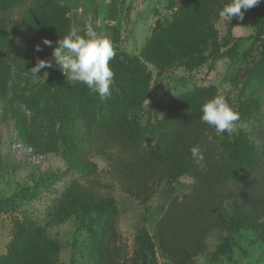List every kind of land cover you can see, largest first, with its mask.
<instances>
[{"label":"trees","instance_id":"obj_1","mask_svg":"<svg viewBox=\"0 0 264 264\" xmlns=\"http://www.w3.org/2000/svg\"><path fill=\"white\" fill-rule=\"evenodd\" d=\"M172 1L169 0L171 6ZM227 2L230 0H183L173 21L155 30L142 57L160 73L178 68L194 71L212 65L222 49L234 42L231 35L221 39L216 28L221 19L219 12ZM19 8L24 10L14 18ZM242 11L244 19L233 17L229 30L238 26L253 28L254 44L261 41L264 46V1ZM69 13L56 0H0L2 100L27 91L23 77L33 75L36 43L47 38L52 41L49 47H58L59 40L71 31ZM110 66L115 74L114 85L106 99H100L84 84L72 86L58 65L49 80L39 85L36 97L30 94L18 98V103L28 110L46 103L50 124L47 134L34 126L22 110L11 112L19 137L34 157L55 149L57 121L63 138L80 144L71 142L67 160L69 169L79 171L85 181H72L62 192L47 227L61 225L81 211L80 215L92 223L90 230L97 227L90 250L92 264H157L153 239L160 255L171 264H192L206 252L207 241L216 232L247 227L264 240V112L252 108L249 132L244 130L232 145L234 159L225 161L221 144L230 143L200 119L202 105L216 96V88L206 87L175 104L158 121V143L152 145L137 116L127 115L141 109L149 98L151 75L144 66L127 58L114 57ZM53 86L60 88L64 96L51 94ZM103 106L106 113L100 117ZM71 117L81 123V131L72 124ZM196 145L205 149L203 168L191 158L190 149ZM93 155L108 160L110 174L121 192L142 206L154 198L156 187L163 182L193 179L190 193L171 200L156 224L154 236L145 226L137 229L132 254L118 228L120 209L113 187L102 184ZM102 188L107 191L99 193ZM59 252V244L46 227L26 221L18 225L11 248L0 258V264H57Z\"/></svg>","mask_w":264,"mask_h":264},{"label":"rangeland","instance_id":"obj_2","mask_svg":"<svg viewBox=\"0 0 264 264\" xmlns=\"http://www.w3.org/2000/svg\"><path fill=\"white\" fill-rule=\"evenodd\" d=\"M56 1L70 10L68 16L71 19V30L76 29L80 35H84L89 27L98 33L102 32L111 40L115 58L133 60L144 66L151 75L149 98L141 109L127 114L137 116L149 143L157 145L158 121L164 119L175 104L190 99L206 87H214L216 95L224 96L240 113L238 132L219 135L230 143L228 146L226 141L221 144L222 158L225 161L234 159L232 145L244 130L249 132L252 108L258 107L261 113L264 112V46L261 41L258 45L254 44L253 28L238 26L230 31L229 21L220 19L216 26L220 38L231 35L234 42L222 49L220 57L212 65H204L194 71L178 68L160 73L145 61L142 52L158 26L173 21L183 0H173L172 6L169 0ZM23 10L24 8L17 9L13 17L18 18ZM37 45L42 48V51H36L37 61L52 60L53 66L41 69L40 76L23 77V86L27 91L20 93V96H9L6 100L0 97V258L9 252L18 225L34 221L46 227L49 236L59 244L57 264H92L90 250L97 227H93L91 231L89 226L92 223L80 215L81 211L61 225L47 227L49 216L59 203L62 192L72 181H85L79 171L69 169L67 160L72 150L71 142L76 146L79 142L63 138L61 123L57 121L55 131L58 138L56 137L55 149L51 153L34 157L19 137L14 117L10 116L11 112L20 109L34 126L43 129L46 134L50 128L44 101L29 110L18 103L20 97L30 94L36 97L39 85L49 80L57 65L52 55L54 48L42 42H37ZM63 76L72 86L83 85L68 79L64 73ZM57 92L60 94L61 89L53 86L51 94ZM49 97L50 94L46 98ZM245 106L250 108L245 110ZM105 113L106 107L103 106L99 109V116L102 117ZM71 122L76 129L82 130L78 120ZM91 158L98 166L102 184L113 187V195L120 209L118 228L131 254L135 248L137 229L145 226L150 235L154 236L156 224L171 200L190 193L193 186V179L190 177H183L172 184L163 182L156 187L154 198L146 206H142L121 192L110 174V165L105 157L93 155ZM106 191L105 188L98 190L99 193ZM152 243L157 264H171L160 255L156 240L153 239ZM207 243L206 252L195 258L192 264H264V240L247 227L216 232Z\"/></svg>","mask_w":264,"mask_h":264},{"label":"clouds","instance_id":"obj_3","mask_svg":"<svg viewBox=\"0 0 264 264\" xmlns=\"http://www.w3.org/2000/svg\"><path fill=\"white\" fill-rule=\"evenodd\" d=\"M260 2L261 0H230L219 12V17L229 22L233 17L243 20L242 9L246 11ZM43 44L51 46L52 41L45 38ZM36 51H42L40 45L36 46ZM52 55L68 79L86 85L100 99L111 96L115 74L110 61L114 59L116 53L111 40L102 32L98 33L89 27L84 35H80L76 29H73L59 40L58 47L54 49ZM52 66V60L38 59L31 72L34 77L40 76L41 69ZM201 112V122L214 128L218 135L224 133L231 135L238 132L240 113L228 103L224 96L216 95L205 102L201 107ZM190 151L193 163L203 168L205 149L196 145Z\"/></svg>","mask_w":264,"mask_h":264}]
</instances>
